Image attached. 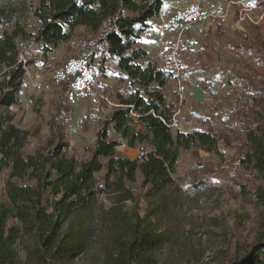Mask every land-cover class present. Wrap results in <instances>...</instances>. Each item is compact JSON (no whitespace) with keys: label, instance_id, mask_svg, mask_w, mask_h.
<instances>
[{"label":"rangeland","instance_id":"obj_1","mask_svg":"<svg viewBox=\"0 0 264 264\" xmlns=\"http://www.w3.org/2000/svg\"><path fill=\"white\" fill-rule=\"evenodd\" d=\"M178 1L164 0L167 4ZM214 1L223 17H216L210 27H196L180 44L178 60L182 71L179 78L185 87L181 106L174 65L158 58L162 43L155 20L137 43L148 55L131 64L145 67L152 60L166 71L168 80L163 90L167 102L180 107V119L187 112L195 111L193 120L188 121L191 123L188 131L210 130L225 134L229 139L221 141L218 152L180 148L173 172L179 185L177 192L150 193L138 170L136 180L128 184L135 194L134 200L117 204V209H112L116 204L115 195L103 193L92 211L72 216L63 226L61 237L73 245V249L55 259V264H104L106 256L115 249L116 213L125 221L123 227L116 226L119 234L129 238L133 229L143 234L135 264H225L253 241L262 207L250 200L247 190L263 181L238 160L246 130L232 119L233 108L243 95L233 74L254 73L258 65L229 46L227 40L240 37L242 33L251 36L250 22L260 24L264 34V6L256 0H242L245 5L240 0ZM37 4L38 0H0L1 18L12 19L9 24L0 26V33L16 26L28 32L37 28L39 21L34 16ZM219 26L223 36L218 34ZM67 31L70 38L60 42L47 55L39 47L24 52L31 75L38 76L42 85L33 86L27 76L20 94L21 103L13 106L11 113L14 121L30 132L25 154L47 142L50 119L59 113L65 123L69 151L83 161L90 156L98 132L119 105V95L141 88L121 69L118 58L105 52L106 45L97 41L96 33L83 25L70 28L67 24ZM168 42L173 43V39ZM74 55L92 60L99 81L107 90V98L101 106L82 102L73 107L66 100V89L52 82V73ZM222 80L227 83L225 88L220 87ZM137 129L142 130V127L137 125ZM173 132L176 133L175 128ZM117 149L130 158H137L141 153L138 142L133 147L119 145ZM6 173L0 174V202L7 199ZM98 176L103 185V172ZM201 179L204 182L199 183ZM27 244L24 239L18 245L21 262L26 259Z\"/></svg>","mask_w":264,"mask_h":264},{"label":"trees","instance_id":"obj_2","mask_svg":"<svg viewBox=\"0 0 264 264\" xmlns=\"http://www.w3.org/2000/svg\"><path fill=\"white\" fill-rule=\"evenodd\" d=\"M264 6V0H256ZM164 0H38L34 16L39 26L28 32L21 26L0 33V174L6 171V196L0 202V264H55V259L73 249L61 237L67 221L92 211L103 193L115 195V205L134 200L129 187L138 170L149 192L174 193L179 185L173 172L180 148L195 152H218L225 134L210 130L173 132L175 106L167 102L163 88L167 73L152 60L143 66L131 62L148 55L137 43L152 27ZM11 18L0 16V26ZM80 25L97 34L105 52L118 58L119 66L141 89L119 95V105L98 132L90 156L79 161L69 151L65 123L59 113L50 119L47 142L25 154L29 130L14 121L11 108L21 103L20 94L27 71L22 54L39 47L44 54L70 38L67 31ZM251 36L242 33L230 38L232 48L246 54L258 66L254 73L233 74L242 98L232 111L233 123L246 130V140L238 156L240 164L259 175L263 183L247 190L250 200L262 207L259 228L253 241L225 264H264V34L260 24L250 22ZM218 34L224 35L219 26ZM65 89L68 83L59 85ZM63 98V96H61ZM137 125L142 130L137 129ZM114 134V137H112ZM140 145V156L121 155L117 147ZM103 172L100 185L99 173ZM204 182L203 179L198 180ZM114 251L104 264H135L143 234L133 229L129 238L119 234L118 216ZM26 239V259L19 260L18 245Z\"/></svg>","mask_w":264,"mask_h":264},{"label":"built area","instance_id":"obj_3","mask_svg":"<svg viewBox=\"0 0 264 264\" xmlns=\"http://www.w3.org/2000/svg\"><path fill=\"white\" fill-rule=\"evenodd\" d=\"M240 3L245 5L242 0H240ZM221 16L223 17L218 3L214 0H179L168 7H162L160 14L156 17L157 33L162 43L158 58L162 62L174 65L178 78L177 91L180 106L185 100V87L181 78H179L182 71L178 60L180 44L185 36L196 27H210L214 24L216 17ZM170 39H173V43L168 44ZM22 56L26 62L24 53ZM25 69L33 86L39 88L42 85L39 77L31 75L28 65H25ZM51 80L56 85L68 83V88L65 92L66 100L73 107L79 106L82 102H88L93 106L99 107L102 101L107 98V90L100 83L96 68L92 60L87 56H71L64 66L52 73ZM226 86V81L222 80L220 87L225 88ZM30 102H33V100H30ZM180 110V107L174 109L171 127L187 132L191 123H181Z\"/></svg>","mask_w":264,"mask_h":264},{"label":"crops","instance_id":"obj_4","mask_svg":"<svg viewBox=\"0 0 264 264\" xmlns=\"http://www.w3.org/2000/svg\"><path fill=\"white\" fill-rule=\"evenodd\" d=\"M170 5H171V3L167 4V3L164 2L163 7H168ZM154 20L157 23V18L156 17L153 18L150 22L152 23ZM175 108H177V107L175 106ZM193 112H195V111L187 112V114H185L184 116H181V119L180 120L183 121V122H188L189 120L192 121L193 120V117H194Z\"/></svg>","mask_w":264,"mask_h":264}]
</instances>
